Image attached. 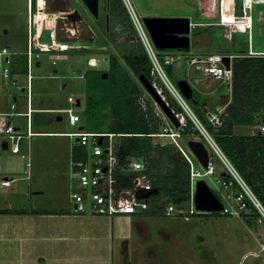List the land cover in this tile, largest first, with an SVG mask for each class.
Wrapping results in <instances>:
<instances>
[{
    "label": "rangeland",
    "instance_id": "1",
    "mask_svg": "<svg viewBox=\"0 0 264 264\" xmlns=\"http://www.w3.org/2000/svg\"><path fill=\"white\" fill-rule=\"evenodd\" d=\"M130 1L141 17L145 15L188 16L190 19L201 23L212 22L207 24L209 26L205 30L197 34H193L194 28H191L190 45L187 49L191 53L239 50L251 53L264 52V5L254 6L252 26L248 31L233 32L232 39L227 40L223 34V26L217 24L221 19V15L216 13L217 11L221 13L219 4L216 3L212 8L211 0H201L199 3L195 0ZM223 2H225L228 13L243 14L248 12L242 7V0H223ZM69 7L70 10L55 12L57 18L54 22V29H51L54 21L53 14L38 15L36 17L37 31H39L37 35L44 42L52 41L54 35L61 41L69 38L68 42L74 40L84 42L89 48L78 52L65 51V56L60 60L58 59L56 64H52L50 52H40L37 58L40 64L34 66L32 70V105H35L36 98L44 93L50 102L57 100L59 101L58 105L64 107L68 105L66 95L71 93L81 100L80 107H75L79 111L84 103V80L78 76V73L83 69L92 67L89 66L87 58L90 55L96 56L99 60L96 68H106L108 63L104 56L110 51L120 55V49L122 50L126 45L123 41H128L129 36L136 34L133 26L127 29L126 34H119L120 27L116 26L115 28L113 26L111 16L110 19H107L110 22V29H106V17H104L107 12L106 0H99L98 18H95L88 11L81 0H70ZM259 9L263 12L262 21L257 20ZM27 16V0H0V49L6 46L11 51L9 57L14 52L22 53L27 49L29 28ZM201 23L196 25V29H201L206 25ZM111 35H113L114 40L111 39ZM135 40H137L136 37ZM114 41H117L118 44L116 45ZM165 51L178 53L179 49L166 48ZM170 65V71L166 69V65H164V69L175 84L176 80L181 78H186L191 82V77L198 74L194 67L188 68L186 66L183 58H178ZM54 68H57V71H53ZM14 76L18 78L19 84L25 86V74H15ZM157 82L160 86L165 87L159 79ZM63 83L65 85L59 88ZM0 85V110H27V90L25 87L24 90H20L12 85L9 79L1 80ZM193 89L196 93L199 92L203 103L211 106L223 101L220 98L221 94L225 93L226 98L228 97L227 86L224 83L220 84L219 80L211 82L208 87L195 84ZM142 94L162 122L165 114L158 103L154 102L145 88L142 90ZM13 96H17V98L14 99ZM11 102H14L13 108H10ZM197 109L201 111L200 107ZM48 114L50 121L41 124L39 127L33 126V129L60 131L61 133L77 130L78 125H70L65 112H48ZM56 115H60L61 119L57 120ZM262 117L264 118V113L259 116V118ZM7 119L5 115H0V134L4 133ZM10 120L13 125H18L22 131H25V115L13 114ZM85 129L87 128L85 127ZM249 130L248 125H240L236 128L239 133H247ZM191 136L192 139H200L197 135ZM190 138L180 135L176 137V140L186 147L187 151H190L186 144ZM74 139V136L70 137L58 132L49 135H36L33 136L32 140L30 139L29 146L34 152L40 150L45 152V160L50 163H57L61 169L64 164V154L68 155L69 145L75 142ZM153 141L161 144L172 143L170 138L166 136H154ZM203 142L207 149H210L206 141ZM191 156L194 157V155ZM193 159L194 167L203 172L204 167L199 164L195 157ZM212 160L215 165V173L202 174L198 178H203L221 196L222 202L227 203L229 200L233 202V200L226 198V195L230 194V190L224 188L217 181L216 171L223 170L224 167L216 156H212ZM45 179L48 180L47 177ZM150 201V208L147 209V212L132 214L135 217L133 233L129 238L122 264H264V219L261 218L258 221L260 215L257 212L256 215L252 216L251 224L246 222L241 215L242 212L219 215L190 214L188 219H184L179 213L165 215L161 212H150L154 206V201L151 198ZM251 209L250 207L244 211L249 213ZM136 220L142 223L140 227L135 224ZM115 257L116 263L121 264L118 253H115Z\"/></svg>",
    "mask_w": 264,
    "mask_h": 264
},
{
    "label": "built area",
    "instance_id": "2",
    "mask_svg": "<svg viewBox=\"0 0 264 264\" xmlns=\"http://www.w3.org/2000/svg\"><path fill=\"white\" fill-rule=\"evenodd\" d=\"M50 1L28 0L27 2L29 28L27 34V49L24 51L26 54V72L24 73L26 76L25 86L19 84L18 78L14 76L15 74H12L9 57L11 51L5 47L0 50V81L9 79L11 84L18 89L26 87L27 92H30V82L33 77L32 70L34 66L40 62L37 59L40 52H50L52 55L51 62L52 64H56L57 59L65 55V50L67 49L89 48L84 42H77L75 40L70 42H68V40L61 41L54 35L50 42H44L39 39L36 34L38 29L36 17L40 14L44 16L46 14H53L54 21L51 29H54V22H56L57 18L55 12H60V10H46L48 9V3ZM195 1L199 3L201 0ZM122 2L132 22V26L136 31L134 36L142 44L151 61L150 82L177 119V125H175L164 113V119L160 124L158 132L149 134L152 135V137L166 136L170 138L171 142L190 163L189 175L191 187L190 199L187 207L179 208L170 202L161 206L160 202L154 201L155 206L165 215L179 213L184 219H188L189 215L192 213L200 212V210L195 208L193 202L194 184L202 174L215 173V165L212 156H216L224 167L223 171L226 174L225 178L218 177L217 181L224 188L230 190V194L226 195V198L234 202L229 200L227 203H224L221 200L223 205L218 211L223 214H239L240 212H245L244 209L249 208V205H251L260 215L258 221H260L261 218L264 219V205L219 148L206 125L209 124L217 128L224 122L228 114L233 76L231 65L233 57L246 55L264 56V52L251 53L239 50L191 53L187 50H180L177 48L179 49L178 53H170L155 46L142 17L136 12L131 1L122 0ZM211 3L212 8L216 3L219 4V10L222 14L218 11L216 12L221 15V19L217 24L223 26L225 38L231 40L233 32H246L251 28L254 6L264 5V0H242V7L248 10L247 13L243 14L228 13L223 5V0H211ZM257 20H263V12L261 9L258 10ZM200 23L201 22L190 20V29ZM210 23L212 22H202L201 24ZM224 56H228V64L225 63ZM178 58H183L188 68L194 67L196 72H198V74L191 77V82L187 79L192 88L195 84L208 87L211 82L216 80H219L220 84L224 83L228 88V97L222 102L215 103L212 106L202 102L201 108L204 120L191 108L188 98H186L178 86L171 81L164 69V65L172 64ZM104 59L107 60V56H104ZM87 62L89 66L96 68L99 60L96 56L90 55L87 58ZM157 79L162 81L165 87L160 86ZM165 88L172 98L180 105V111H174L170 107L168 101L165 100L163 91ZM76 98L75 95L68 94L66 96L68 105L56 109L57 111L66 113L67 121L70 125H78L75 131L58 132L70 137H75V142L71 145L68 172L70 178L69 198L73 203V209L76 212L88 211L90 213L107 216H129L133 213H139L149 209L151 202L149 194L152 189V184L150 178L144 173L146 169L144 157L123 151L122 138L131 133L85 129L80 112L75 109V107H80L81 104V101H79V105H76ZM139 100L141 106L145 108L146 101L143 94H141ZM154 102L157 103L155 100ZM13 107L14 103H11V108ZM29 112L28 110L26 112L11 111L9 114H28ZM185 116L191 119L208 144V148H210L208 149L209 156L207 166L204 167L203 172H200L198 168L194 167L191 156L193 154L191 151H187L188 149L176 140V137L180 136V130L185 123ZM251 129L253 132L260 131L264 133V121L255 122L251 125ZM30 133L29 128H27L24 133V131L20 130L11 122H7L4 128L7 147L14 152H18L20 150V139ZM21 156L24 157L25 154L21 153ZM27 164H29V162H27ZM10 181L11 179L6 177L5 179H1L0 183L7 185Z\"/></svg>",
    "mask_w": 264,
    "mask_h": 264
},
{
    "label": "trees",
    "instance_id": "3",
    "mask_svg": "<svg viewBox=\"0 0 264 264\" xmlns=\"http://www.w3.org/2000/svg\"><path fill=\"white\" fill-rule=\"evenodd\" d=\"M106 11L108 19L112 17L113 26L120 27L119 34H126L127 29L132 28L122 0H106ZM109 25L110 22L107 20L108 30ZM208 26L206 24L201 29H196L195 26L193 34L205 30ZM111 39L114 40L113 35ZM114 42L118 44L117 41ZM123 43L126 45L120 49V55L114 51L106 55L108 63L106 68L88 67L82 71L84 79V103L80 109L82 121L88 130L131 133L122 138L123 151L144 157L146 162L144 173L152 184L149 199L160 202L161 206L170 202L179 208H186L190 199V163L172 143L153 142V137L149 133L158 132L161 119L148 102L143 108L139 100L144 89L139 75L151 80L152 64L144 47L135 40L134 35L129 36L128 41ZM83 49L70 48L65 51L78 52ZM11 55L12 74H24L26 54L14 52ZM231 65L233 76L228 114L219 127L206 125L219 148L264 205V133L260 131L235 133L232 130L233 125H252L257 121H264L263 117L259 118L260 114L264 113V56H236L233 57ZM170 67V64L166 65L168 71ZM163 91L170 107L174 111H180V105L169 92L166 89ZM188 100L191 108L204 120L201 108L203 101L199 92L196 93L192 88V98ZM199 107L201 111L197 109ZM180 135L189 138L191 135H197L205 141L188 116H185ZM216 174L220 178L226 177L223 170L216 171ZM213 191L221 200V196ZM250 207L252 209L249 213L241 214L248 224L252 223V216L256 215V210L251 205ZM142 212H147V209ZM150 212L160 211L154 204ZM192 214L223 213L212 210Z\"/></svg>",
    "mask_w": 264,
    "mask_h": 264
},
{
    "label": "crops",
    "instance_id": "4",
    "mask_svg": "<svg viewBox=\"0 0 264 264\" xmlns=\"http://www.w3.org/2000/svg\"><path fill=\"white\" fill-rule=\"evenodd\" d=\"M38 32L36 31V34ZM39 64L40 62L36 66ZM83 70L78 73L82 79ZM53 71H57V68ZM32 79L30 92L26 95V109L30 112L20 113L26 116L25 131L29 128L31 133L20 139L18 152L10 150L7 146L3 147L2 144L6 143L5 135L0 134V181L6 177L11 179L7 185L0 183V209L8 210L0 211V264H117L115 253L119 254L122 264L129 238L133 233L135 217L132 214L107 216L88 211L76 212L73 209L69 198L68 173L73 143L69 145L68 155L64 154L61 169L57 163L45 160V152H34L29 146L33 136L60 132L33 129V126L39 127L49 122L48 112H57L56 109L60 106L57 100L50 102L43 92L36 98L35 105H32ZM64 85L65 83L59 88ZM13 98L16 99L17 96ZM220 98L224 100L226 94H221ZM9 112L11 111L0 110V115L8 118L7 122H11L13 115ZM56 119H61V116L56 115ZM15 126L20 129L18 125ZM238 126L240 125L232 126L233 132L239 133L236 131ZM248 126L250 130L247 133H253L251 125ZM21 153L25 156H21ZM135 224L138 227L142 225L137 220Z\"/></svg>",
    "mask_w": 264,
    "mask_h": 264
},
{
    "label": "water",
    "instance_id": "5",
    "mask_svg": "<svg viewBox=\"0 0 264 264\" xmlns=\"http://www.w3.org/2000/svg\"><path fill=\"white\" fill-rule=\"evenodd\" d=\"M81 2L95 18L98 17L99 0H81ZM69 3L70 0H51L48 3V9L51 11L68 10L70 8ZM142 20L157 48L166 49L189 47L191 29L189 26L190 18L188 16L145 15L142 16ZM224 61L228 64V56H224ZM139 80L152 98L158 103L167 117H169L171 121L177 125V119L165 101L156 92L150 80L143 75H139ZM176 85L186 98H192V87L187 79H177ZM76 105H79V98H76ZM186 144L199 164L206 167L209 153L203 141L200 139L190 138L186 141ZM2 146L6 147L7 145L6 143H3ZM193 202L195 208L200 211H218L223 205L213 189L203 178H198L194 184Z\"/></svg>",
    "mask_w": 264,
    "mask_h": 264
},
{
    "label": "flooded vegetation",
    "instance_id": "6",
    "mask_svg": "<svg viewBox=\"0 0 264 264\" xmlns=\"http://www.w3.org/2000/svg\"><path fill=\"white\" fill-rule=\"evenodd\" d=\"M104 17H106L107 19H108V13L106 12V14H105V16Z\"/></svg>",
    "mask_w": 264,
    "mask_h": 264
},
{
    "label": "bare ground",
    "instance_id": "7",
    "mask_svg": "<svg viewBox=\"0 0 264 264\" xmlns=\"http://www.w3.org/2000/svg\"><path fill=\"white\" fill-rule=\"evenodd\" d=\"M223 5L225 6V2H223ZM226 9V8H225Z\"/></svg>",
    "mask_w": 264,
    "mask_h": 264
}]
</instances>
